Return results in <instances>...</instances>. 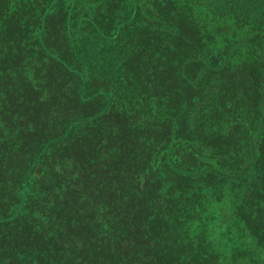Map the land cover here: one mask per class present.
I'll return each instance as SVG.
<instances>
[{
    "label": "trees",
    "instance_id": "obj_1",
    "mask_svg": "<svg viewBox=\"0 0 264 264\" xmlns=\"http://www.w3.org/2000/svg\"><path fill=\"white\" fill-rule=\"evenodd\" d=\"M126 1L111 32L72 31L69 1L59 50L63 0H0V264H264L262 54L232 72L238 43L222 56L172 4ZM233 4L209 12L264 32Z\"/></svg>",
    "mask_w": 264,
    "mask_h": 264
},
{
    "label": "rangeland",
    "instance_id": "obj_2",
    "mask_svg": "<svg viewBox=\"0 0 264 264\" xmlns=\"http://www.w3.org/2000/svg\"><path fill=\"white\" fill-rule=\"evenodd\" d=\"M32 0H1V8L11 9L18 7L21 4L30 3ZM40 4H43L47 0H38ZM64 3L56 4L54 8L50 9L48 12L47 20L45 21V38L50 43L51 47L54 49H63L61 46V30L62 24L64 21L63 11L68 7V2L72 1L73 10L69 17L67 18L69 28L73 31L75 29L74 23L83 17L88 19L89 14L95 15L96 19L100 21V25L107 30L112 31L111 28L116 24V22L122 20L129 10V2L126 0H121L117 2L116 0L107 11V7L103 4H97L95 0H63ZM164 3L174 6L176 10L181 14L180 18L183 19V22H187L188 25L198 28L199 35L202 38V41H205L208 49L220 51L224 53V49L232 45L236 46L232 50V57L230 60V68L233 71H240L243 68V65L249 63V59H254L257 55V52L262 54V59H264V32H254L252 30V25L246 22L245 20L239 19H223L214 17L212 12L216 4H222L223 2L229 3L233 1V6L237 7L239 10L248 11V16L254 17L259 16L264 21V0H162ZM236 4V5H235ZM110 6V5H109ZM82 14L80 17L79 14ZM147 22L154 23L155 18L154 14L148 13ZM229 17V16H227ZM180 22V21H179ZM243 22V23H242ZM264 24V22H263ZM165 22H161L160 25L155 23V28L150 30L152 33L153 30H156L157 33L166 32ZM162 27V28H159ZM165 28V30H163ZM161 29V30H160ZM169 34V32H168ZM171 35V34H169ZM248 38V39H247ZM256 42L260 47V50L253 48V43ZM220 53V54H221ZM231 71V70H230ZM238 74V73H237ZM216 82L213 86H210L208 89L203 90L202 96L199 93H196V97L193 102L196 104V107H192V110L189 113L190 121L197 120L196 118L200 116L198 110L201 109L206 104V101H211V94L216 92ZM222 89V88H221ZM240 91H237V95H240ZM100 101V100H98ZM192 101V99H191ZM203 113V112H201ZM219 218V216L217 215Z\"/></svg>",
    "mask_w": 264,
    "mask_h": 264
}]
</instances>
